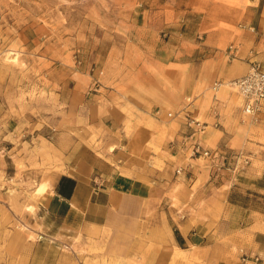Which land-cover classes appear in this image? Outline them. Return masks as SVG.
<instances>
[{
	"label": "rangeland",
	"instance_id": "obj_1",
	"mask_svg": "<svg viewBox=\"0 0 264 264\" xmlns=\"http://www.w3.org/2000/svg\"><path fill=\"white\" fill-rule=\"evenodd\" d=\"M263 7L264 0H0V264H139L140 257L117 249L120 223L104 226L99 238L60 233V221L46 211L53 182L95 157L117 173L167 169L174 183L197 179L195 192L206 161L179 137L183 111L192 116L182 105L240 100L228 83L216 93L217 81L192 91L182 64L216 51L233 59L228 47L240 44L218 34L213 48L201 44L205 34L254 28ZM237 124L251 137L252 145L239 149L250 163L227 200L259 210L264 109L257 122L240 116ZM174 256L197 260L177 250Z\"/></svg>",
	"mask_w": 264,
	"mask_h": 264
},
{
	"label": "crops",
	"instance_id": "obj_2",
	"mask_svg": "<svg viewBox=\"0 0 264 264\" xmlns=\"http://www.w3.org/2000/svg\"><path fill=\"white\" fill-rule=\"evenodd\" d=\"M258 8L256 5L252 9L258 12ZM253 26L254 33L220 30L205 34L201 44L217 48L216 35H225L229 42L240 44L239 55L229 59L223 52L216 51L214 56L190 67L188 63L182 64L188 66L185 70L190 80L186 81L192 91L199 92L201 85L215 81L229 83L241 78L251 58L264 65V7ZM182 106L194 118L201 116L202 122L207 123L206 129L210 128L201 136L204 148L237 151L252 145L247 140L251 137L241 132L237 124L240 106L230 102L201 103L194 99L191 104ZM178 122L182 128L179 137L189 145L192 131L185 121ZM215 123L223 128L215 129L212 127ZM163 151L172 155L167 148ZM185 157L179 158L181 162L187 160ZM205 168L197 169L202 170L197 175L203 178L192 192L197 179L190 183L177 178L174 183L167 169L162 173L154 170L144 173L139 169L117 173L107 160L86 158L55 179L47 197L46 211L60 221V233L65 231L74 237L78 233L98 237L104 226L120 223L121 230L118 229L115 237L117 249L131 251L135 259L140 257L139 264H240V249L260 256L259 264H264V206L250 210L230 203L227 197L235 186V179L227 169H221L218 177H212L215 171ZM176 184L179 195L172 193ZM258 192L264 197V187H259ZM174 201L179 203L178 208L172 207ZM196 202L199 205H194ZM162 203L167 209L164 206L161 212ZM172 213H175L173 226L168 219ZM175 250L185 256L193 254L199 263L175 257Z\"/></svg>",
	"mask_w": 264,
	"mask_h": 264
},
{
	"label": "built area",
	"instance_id": "obj_3",
	"mask_svg": "<svg viewBox=\"0 0 264 264\" xmlns=\"http://www.w3.org/2000/svg\"><path fill=\"white\" fill-rule=\"evenodd\" d=\"M244 29H246L244 27ZM248 31L254 33L253 27L247 28ZM239 55V46L230 45L228 47V56L236 58ZM225 83L219 81L212 86L214 93L218 92ZM231 89H234L240 100L241 116L243 119H249L252 122L259 120V114L264 109V65L263 63L250 59L246 73L239 79L228 83ZM186 126L192 131L190 134V155H198L206 161V166L214 173H219L221 169H227L233 178L240 172L245 170L249 163V157L243 150H227L222 148H204L201 142V136L204 134L207 123L200 122L190 115L189 112L183 111ZM218 123L213 124L217 127ZM183 168H177L178 174L182 173ZM239 263L259 264L261 258L258 255L247 253L244 249H240Z\"/></svg>",
	"mask_w": 264,
	"mask_h": 264
}]
</instances>
